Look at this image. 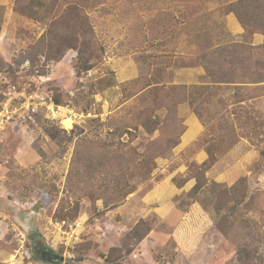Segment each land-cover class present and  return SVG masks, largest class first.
I'll use <instances>...</instances> for the list:
<instances>
[{"label":"rangeland","instance_id":"rangeland-1","mask_svg":"<svg viewBox=\"0 0 264 264\" xmlns=\"http://www.w3.org/2000/svg\"><path fill=\"white\" fill-rule=\"evenodd\" d=\"M185 1L109 0L79 14L67 10L62 0H0V102L14 89L36 92L54 104L61 101L53 112L41 105L32 117L5 124L0 142V264H237L239 251L257 236L256 222H264V158L259 154L264 149V97L236 106L233 116H220L222 97H205L208 101L201 106L194 101L206 131L173 164L187 166L173 180L183 182L193 174L205 185L199 193L174 198V208L167 211L144 203L145 194L164 178L157 170L160 157L153 166L150 155L143 156L150 134L163 121L157 138H165L173 124L177 136L184 123L179 112L164 119L165 107L153 110L156 94L142 95L144 90L138 89L149 83L147 89L179 85L170 81L175 67L197 64L203 53L234 38L224 14L234 0ZM83 14L89 16L91 29L80 44L88 71L76 68L82 61L74 48L61 59L52 58L59 56L65 38L81 35ZM194 87L195 94L204 88ZM68 118L70 128L63 122ZM241 138L257 151L244 165L240 153H233ZM79 140L131 144L122 151L128 155L135 150L136 163L152 170L135 181L130 178L135 191L115 208L110 207L109 190L94 201L87 193L73 196L68 179L73 158L78 151L88 156ZM226 154L227 162L243 166L244 173L218 183L207 171L213 158ZM239 177H246L244 185L254 195L246 207L234 199ZM31 209L39 233L65 257L63 262L31 256L33 247L21 225L23 213ZM138 222H145L148 234L124 247L126 234ZM258 231L264 254V225Z\"/></svg>","mask_w":264,"mask_h":264},{"label":"trees","instance_id":"trees-1","mask_svg":"<svg viewBox=\"0 0 264 264\" xmlns=\"http://www.w3.org/2000/svg\"><path fill=\"white\" fill-rule=\"evenodd\" d=\"M108 1L109 0H62L63 4L66 3L67 10H73L79 12V14L85 12L86 7L96 8L99 5H106ZM185 3L191 4L192 2L189 0L185 1ZM229 13H234L243 26L245 30L243 40L222 43L215 49L203 53L200 57L201 61L194 65L202 66L205 70V78L209 79L212 83H233L236 85V96L239 97L237 98L238 101L264 97V41L259 45H254L252 43L256 33L264 36V0L231 1L226 5L224 14L227 15ZM79 16H81V22L79 24L82 30L81 35L77 36L76 33H74L73 36L65 38L62 41V49L61 52L58 53L59 56H52V58L61 59L67 49L74 48L78 51L79 59L82 61H78L76 68L78 67L81 71H88L91 67L87 65L86 61L81 60L83 56L81 55L80 44L85 43L81 36L84 38L85 33H91L90 18L87 14ZM25 60L30 61L28 57L23 59V62ZM134 85L136 84L127 86L135 87ZM148 86H150V83L142 86L138 89V92L144 90L142 95L148 92L156 94L153 102L156 108L153 107V110L165 107L166 115L164 119H166L167 116L171 118L174 114L178 116L179 106L188 100V88L186 85H170L167 89L163 87L147 89ZM136 93L137 92L129 94L128 98L133 97ZM137 98L138 97H136V99ZM55 103L60 105L61 101L56 99ZM62 105H66V103H62ZM123 111L126 112L125 109ZM161 125L164 126L163 121L155 128L154 132L150 134L151 142L145 148V154L143 155L144 157L147 154L150 155L153 159V166L155 165L154 159L156 157H162L164 155H168V157L172 156V152L171 154L165 152L172 150L180 142V135L185 130V125H183L180 134L175 136L173 132L176 131V125L173 124L169 130L170 133H166L165 138H157L161 136V134L157 136ZM128 133H131V131L128 130ZM79 142L85 143L86 146L83 148L87 151L88 156L78 151L73 158L72 170L68 177L70 185L69 191L73 196L87 193L94 201L99 197L100 193H107L106 191L109 190L112 199L110 207L115 208L119 206L129 194L135 191L134 186L130 182V178L135 181L136 176L140 174H149L152 170L144 164L136 163V158L134 156L135 150H130L128 155L122 151L124 146L131 144L121 141L96 143L92 140H79ZM92 142L95 150L91 149ZM259 154L264 158V149H262ZM212 160L214 161V159ZM192 177H194V175L189 174V176L187 175L184 178L183 182L177 181L176 184L181 187ZM205 182V180L197 179L196 184L190 192L193 194L199 193L205 185ZM245 182L246 177H239L235 180L236 184L234 183V186L236 187V194L234 199L236 205H245L246 207L252 204L254 195L249 194L247 185H244ZM237 195H241L242 198H237ZM247 199H249V201L246 203ZM108 209L109 208H105L104 211ZM99 215H101V212ZM144 225L145 222H138L126 234L123 241L124 247L128 248L133 240H141L148 234L150 229L144 227ZM256 225H258L255 229L257 236H253L252 240L245 244L244 249L239 251L237 264H264V254L260 251L262 234L258 231V229L264 225V222L263 224L256 222ZM41 238L44 245L50 247L45 242L44 237L41 236ZM112 252H114V250H112ZM31 256L37 258L33 251H31Z\"/></svg>","mask_w":264,"mask_h":264},{"label":"crops","instance_id":"crops-1","mask_svg":"<svg viewBox=\"0 0 264 264\" xmlns=\"http://www.w3.org/2000/svg\"><path fill=\"white\" fill-rule=\"evenodd\" d=\"M226 24L227 27H230L229 33L234 36L231 41H242L245 30L234 13L226 15ZM263 41L264 36L256 33L253 37L252 43L254 45H259L263 43ZM174 53H176L175 55L180 54V56H186L191 52L182 54L178 52ZM174 72L176 73V77L170 80L173 84H186L189 86L188 100L179 106V114L183 118L185 130L180 135V142L173 148V156L171 158L160 157L158 159L159 168L157 170L164 174V178L157 182L155 187L150 189L144 196V203L146 205L156 204L158 208L164 211L170 210L172 207L174 208V198L184 193H189L196 184L194 178H189L181 187H179L173 180L179 173L185 174L187 171V166L184 165L183 167L178 166L175 168L173 164H175L176 161L181 160L183 152H185L190 146L194 145L206 131V125L200 115H198L200 114L199 111L192 107L194 101L198 102L199 106H201L205 101H208L206 98L212 99L215 96L222 97V99H220V116H224L227 113H230L233 116L235 115L234 108L236 106L248 104L255 100L249 98L248 100L238 101L237 98L239 97L236 96V85L233 83L210 82L209 79L205 78V70L202 66L183 64L181 65V68L175 67ZM132 73L131 76H134L135 71ZM182 76L184 79L180 78ZM194 86H203L204 88H202L201 93L195 94L193 89H196V87ZM216 93H218V95ZM201 146L203 148V145ZM251 146V143L244 138H241L236 143L233 153H240L238 160L241 165L248 163L257 155V151L253 150ZM197 152L198 151H195L193 154H196ZM227 154L221 159L213 158L214 163L207 171V176L218 183L230 182L244 173L243 166L240 167L234 163L227 162V159H229V155L227 156Z\"/></svg>","mask_w":264,"mask_h":264},{"label":"built area","instance_id":"built-area-1","mask_svg":"<svg viewBox=\"0 0 264 264\" xmlns=\"http://www.w3.org/2000/svg\"><path fill=\"white\" fill-rule=\"evenodd\" d=\"M28 63L29 61H26V64ZM9 94L13 95H10L6 101L0 102V142L6 123L20 118L32 117L39 111L41 105L52 112L57 106L54 102L45 100L40 94L36 92L27 93L25 89L21 91L14 89Z\"/></svg>","mask_w":264,"mask_h":264},{"label":"water","instance_id":"water-1","mask_svg":"<svg viewBox=\"0 0 264 264\" xmlns=\"http://www.w3.org/2000/svg\"><path fill=\"white\" fill-rule=\"evenodd\" d=\"M35 215H36V211L33 209L28 210L27 212L23 213L24 224H21L29 240L32 243L36 242L41 237V234L39 233L36 223H35ZM32 251L33 253H37V250L35 248ZM41 260L48 261L50 263H60L65 260V257L62 255L56 254V252L52 250L50 258L41 257Z\"/></svg>","mask_w":264,"mask_h":264},{"label":"flooded vegetation","instance_id":"flooded-vegetation-1","mask_svg":"<svg viewBox=\"0 0 264 264\" xmlns=\"http://www.w3.org/2000/svg\"><path fill=\"white\" fill-rule=\"evenodd\" d=\"M31 244H32L33 249L35 248L37 250V253H34V254L37 256L38 259L39 258L41 259V257L50 258L51 251L53 249L50 247H46L44 243L42 242L41 237L36 242L34 243L31 242Z\"/></svg>","mask_w":264,"mask_h":264},{"label":"bare ground","instance_id":"bare-ground-1","mask_svg":"<svg viewBox=\"0 0 264 264\" xmlns=\"http://www.w3.org/2000/svg\"><path fill=\"white\" fill-rule=\"evenodd\" d=\"M63 122H64V124H65V126L67 128H70L71 127V124H72L71 119L68 118V119L64 120Z\"/></svg>","mask_w":264,"mask_h":264}]
</instances>
